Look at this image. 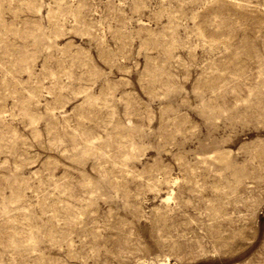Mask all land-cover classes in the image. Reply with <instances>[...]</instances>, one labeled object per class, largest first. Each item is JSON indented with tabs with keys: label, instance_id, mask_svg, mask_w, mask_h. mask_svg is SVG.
I'll list each match as a JSON object with an SVG mask.
<instances>
[{
	"label": "rangeland",
	"instance_id": "obj_1",
	"mask_svg": "<svg viewBox=\"0 0 264 264\" xmlns=\"http://www.w3.org/2000/svg\"><path fill=\"white\" fill-rule=\"evenodd\" d=\"M0 264H264V0H0Z\"/></svg>",
	"mask_w": 264,
	"mask_h": 264
}]
</instances>
